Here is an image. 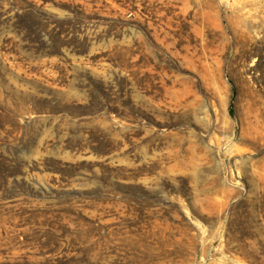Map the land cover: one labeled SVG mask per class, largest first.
Returning a JSON list of instances; mask_svg holds the SVG:
<instances>
[{
    "label": "rangeland",
    "instance_id": "rangeland-1",
    "mask_svg": "<svg viewBox=\"0 0 264 264\" xmlns=\"http://www.w3.org/2000/svg\"><path fill=\"white\" fill-rule=\"evenodd\" d=\"M261 54L264 0H0V264H264Z\"/></svg>",
    "mask_w": 264,
    "mask_h": 264
},
{
    "label": "trees",
    "instance_id": "trees-1",
    "mask_svg": "<svg viewBox=\"0 0 264 264\" xmlns=\"http://www.w3.org/2000/svg\"><path fill=\"white\" fill-rule=\"evenodd\" d=\"M25 1H27V0H25ZM261 53V52H260ZM263 60H264V58H263V55L261 54V55H259V60H258V62H257V67L256 68H258L259 66H261L262 65V63H263ZM254 71H256V70H254ZM262 73V78L261 79H257L256 78V82H258L259 83V81H261L262 80V82L264 83V71H262L261 72ZM261 85V84H260ZM262 86V85H261ZM232 114H233V112H232Z\"/></svg>",
    "mask_w": 264,
    "mask_h": 264
}]
</instances>
